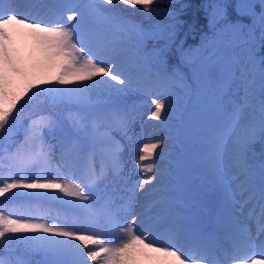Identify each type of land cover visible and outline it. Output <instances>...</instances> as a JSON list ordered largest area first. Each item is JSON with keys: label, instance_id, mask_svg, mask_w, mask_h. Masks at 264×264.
Listing matches in <instances>:
<instances>
[{"label": "snow or ice", "instance_id": "1", "mask_svg": "<svg viewBox=\"0 0 264 264\" xmlns=\"http://www.w3.org/2000/svg\"><path fill=\"white\" fill-rule=\"evenodd\" d=\"M23 8L0 0V264H264V0ZM133 97L163 134L129 168Z\"/></svg>", "mask_w": 264, "mask_h": 264}, {"label": "rangeland", "instance_id": "2", "mask_svg": "<svg viewBox=\"0 0 264 264\" xmlns=\"http://www.w3.org/2000/svg\"><path fill=\"white\" fill-rule=\"evenodd\" d=\"M24 3H25V0H16L18 11L24 10V8H23ZM119 7L121 9L125 10V12H124L125 15H128L129 12L133 13L130 16H132L136 20L138 17H144V15L140 9V6H136V9H132L130 6L121 4ZM154 7H155V5H154ZM181 36H183V33H181ZM199 40H200V37L196 41H193L192 39L187 38L186 44L194 45V44L198 43ZM31 44H32L31 39L28 38L27 36H25L24 34L21 33V34L17 35V47L20 49V52L22 55L26 56L28 54V51L30 50ZM179 96H180V93H179V91H177L176 97L174 98L173 103L176 102V99L179 98ZM132 101L135 102L137 105H139V110L144 117V127L143 128L141 127V122L139 120L133 126V133L135 134V138L137 140H139L140 143L138 145H135L129 153V158L131 161V163H129V165H128L129 168L132 167L133 163L136 160H138L139 155L142 154V153H139L137 151V149L139 147H142L143 143H146L150 140H155L157 138V136L150 135V133L156 132L157 135L163 134L162 130L153 129L151 127V125H155L159 122L155 121V120H148V118H147L148 115H150V111H151V107H152L150 104V101H148L146 97L142 98V99L133 97ZM174 118H175V116L172 117L173 120H174ZM159 152H160V149H157V153H159ZM142 163L148 164V163H151V161H143ZM157 166L159 167V165H157ZM139 175H140V173H139V170L137 169L133 178L136 179V178H138ZM212 201H213V197H212L211 193L207 194L204 197V208L201 210L202 213L205 211L204 215H206L208 212L211 211L210 208L212 209Z\"/></svg>", "mask_w": 264, "mask_h": 264}, {"label": "trees", "instance_id": "3", "mask_svg": "<svg viewBox=\"0 0 264 264\" xmlns=\"http://www.w3.org/2000/svg\"><path fill=\"white\" fill-rule=\"evenodd\" d=\"M185 2H188V3H191L193 5H196V4H198L200 2V0H185ZM195 11H196L195 7H193L192 9H189L188 12H187L186 18H189V17L194 18ZM132 14L133 13H131V12L128 13L129 16L132 15ZM143 19H144V17H138L137 18V20H143ZM199 37H200L199 33H189L188 36H187V38H190L193 41H196L197 39H199ZM260 151H261V146L259 144H256L255 145L256 154L259 155ZM0 199H2V198H0Z\"/></svg>", "mask_w": 264, "mask_h": 264}, {"label": "bare ground", "instance_id": "4", "mask_svg": "<svg viewBox=\"0 0 264 264\" xmlns=\"http://www.w3.org/2000/svg\"><path fill=\"white\" fill-rule=\"evenodd\" d=\"M210 210H211V208H210Z\"/></svg>", "mask_w": 264, "mask_h": 264}]
</instances>
